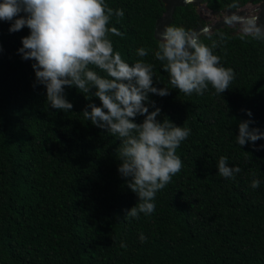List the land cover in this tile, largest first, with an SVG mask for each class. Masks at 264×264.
Masks as SVG:
<instances>
[{
    "label": "trees",
    "instance_id": "obj_1",
    "mask_svg": "<svg viewBox=\"0 0 264 264\" xmlns=\"http://www.w3.org/2000/svg\"><path fill=\"white\" fill-rule=\"evenodd\" d=\"M105 2L124 10L109 24L125 34L109 35L114 50L130 64L151 63L155 86L170 89L165 97L149 94L161 109L157 119L191 129L176 150L183 167L157 193L153 214L127 218L139 197L118 171L120 138L82 113L101 101L66 86L73 109L50 108L46 87L36 84L35 61L18 52L30 30L12 33L11 22L0 20V264H264V138L255 147L236 141L242 121L264 132V41L243 42L240 32L214 28L213 38L217 30L232 37L215 54L236 78L223 94L209 85L189 96L171 89L154 56L162 1ZM232 2L205 0L210 9ZM169 24L192 29L204 22L186 3L175 7ZM139 47L150 49L148 56L138 57ZM222 156L241 168L235 179L218 174ZM253 179L259 188L250 187Z\"/></svg>",
    "mask_w": 264,
    "mask_h": 264
},
{
    "label": "clouds",
    "instance_id": "obj_2",
    "mask_svg": "<svg viewBox=\"0 0 264 264\" xmlns=\"http://www.w3.org/2000/svg\"><path fill=\"white\" fill-rule=\"evenodd\" d=\"M228 9L235 11L225 15V25H238L241 41H264L259 13L241 15L238 0H233ZM113 16L119 22L124 10L113 9L105 0H0V20L11 22L9 31L15 33L25 26L30 30L22 38L18 52L24 60L35 61L32 67L36 84L46 87L49 107L65 113L73 109V103L66 99V86L77 88L89 100L94 96L101 101L99 106L90 103L82 113L96 127L120 138L118 171L122 177L130 178L127 185L139 197L126 217L139 219L141 213L148 216L155 212L157 193L181 171L183 162L176 150L190 136L191 129L169 119H157L161 109L149 94L165 97L170 95V89L155 86L154 80L159 78L151 63L140 59L130 64L114 50L109 35L125 34L109 27ZM215 36L209 25L202 26L199 32L170 24L163 28L154 56L168 73L171 89L190 96L203 95L209 85L216 95L230 88L235 71L221 64L222 57L215 50H223L232 37L222 30H217ZM202 37L210 44L204 43ZM149 51L139 47L136 55L143 58ZM150 107L154 110L150 111ZM248 115H252L250 110ZM137 116H143V121L136 122ZM250 123H239L236 141L240 146L251 141L255 147V142L264 138V132L250 128ZM240 172L238 165H228V157L219 158L220 176L235 179ZM259 186L260 180L253 179L250 187ZM139 238L141 242L148 239L143 233ZM120 247L127 248V244L122 241Z\"/></svg>",
    "mask_w": 264,
    "mask_h": 264
},
{
    "label": "water",
    "instance_id": "obj_3",
    "mask_svg": "<svg viewBox=\"0 0 264 264\" xmlns=\"http://www.w3.org/2000/svg\"><path fill=\"white\" fill-rule=\"evenodd\" d=\"M164 6V11L162 13V15H160L156 21H155V28H154V35L156 38H160V32L163 30V28L166 25H169V23L172 21L173 18V12L175 10V7L178 5H185L186 4V0H161ZM205 0H192V4L196 5L199 4L201 2H203ZM249 1H255L257 2V7L259 8L258 12L252 15H256L259 13V20L261 24H264V0H249ZM222 9H211V12L213 14H218L220 13ZM231 11L233 9H230ZM224 17H221L220 19L216 20L213 23H209L207 25H209L211 28H218L221 27L225 24L224 21ZM204 25H198L192 29H196L197 32H199L201 30V27Z\"/></svg>",
    "mask_w": 264,
    "mask_h": 264
},
{
    "label": "rangeland",
    "instance_id": "obj_4",
    "mask_svg": "<svg viewBox=\"0 0 264 264\" xmlns=\"http://www.w3.org/2000/svg\"><path fill=\"white\" fill-rule=\"evenodd\" d=\"M257 4H258L257 2L249 1V0L246 2H243V3H239L240 10H241L240 14L244 15L246 13H249V14L257 13L259 10V8L257 7ZM195 9H196L199 17L203 20V22H204L203 25L213 23L216 20L220 19L221 17L227 15L228 12L230 14L231 12L235 11L234 9L231 11L230 9H228V7H225L220 13L213 14L211 12V9L205 4V1H203L199 4H196ZM222 27H224L225 29H227L228 31L233 32V33L240 32L238 25L229 27V26L224 24Z\"/></svg>",
    "mask_w": 264,
    "mask_h": 264
}]
</instances>
